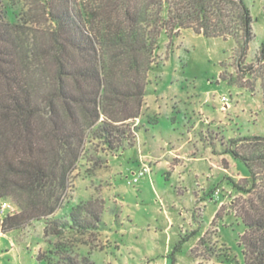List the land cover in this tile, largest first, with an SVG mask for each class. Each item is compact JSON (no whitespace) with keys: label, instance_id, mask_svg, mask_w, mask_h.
Returning a JSON list of instances; mask_svg holds the SVG:
<instances>
[{"label":"rangeland","instance_id":"obj_1","mask_svg":"<svg viewBox=\"0 0 264 264\" xmlns=\"http://www.w3.org/2000/svg\"><path fill=\"white\" fill-rule=\"evenodd\" d=\"M244 1L254 34L245 51L240 39L162 33L122 146L86 138L54 217L91 200L101 209L98 227L45 235L44 221H32L2 233L0 264H65L49 253L56 247L94 264H242L244 225L232 206L242 195L229 179L247 168L221 139L264 136V0ZM2 3L10 20L35 7Z\"/></svg>","mask_w":264,"mask_h":264},{"label":"trees","instance_id":"obj_2","mask_svg":"<svg viewBox=\"0 0 264 264\" xmlns=\"http://www.w3.org/2000/svg\"><path fill=\"white\" fill-rule=\"evenodd\" d=\"M32 1L29 18L10 20L0 0V200L18 207L0 220V233L32 221H44L45 235L82 232L101 221L94 201L78 203L66 219L54 214L86 138L122 146L140 113L159 36L192 29L240 39L245 51L253 19L244 0ZM260 49L263 55L264 42ZM221 145L247 168L245 177L229 179L242 195L232 205L244 225L242 264H264V136ZM60 249L49 253L65 264H94Z\"/></svg>","mask_w":264,"mask_h":264},{"label":"built area","instance_id":"obj_3","mask_svg":"<svg viewBox=\"0 0 264 264\" xmlns=\"http://www.w3.org/2000/svg\"><path fill=\"white\" fill-rule=\"evenodd\" d=\"M222 99L224 100L226 98L223 96ZM15 212V205L11 201L7 199L0 200V220L6 215H11Z\"/></svg>","mask_w":264,"mask_h":264},{"label":"crops","instance_id":"obj_4","mask_svg":"<svg viewBox=\"0 0 264 264\" xmlns=\"http://www.w3.org/2000/svg\"><path fill=\"white\" fill-rule=\"evenodd\" d=\"M3 235H4V234L0 233V236H1L2 238H3ZM7 252H8V251H6V253H7ZM0 254H3V253L1 252Z\"/></svg>","mask_w":264,"mask_h":264}]
</instances>
